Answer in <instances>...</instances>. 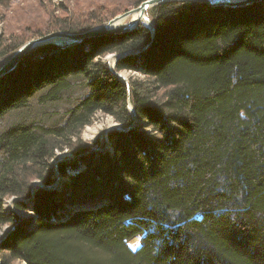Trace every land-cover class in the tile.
Returning a JSON list of instances; mask_svg holds the SVG:
<instances>
[{"label":"trees","instance_id":"trees-1","mask_svg":"<svg viewBox=\"0 0 264 264\" xmlns=\"http://www.w3.org/2000/svg\"><path fill=\"white\" fill-rule=\"evenodd\" d=\"M148 13L154 32L40 44L0 76V264H264V0ZM24 42L0 32V62ZM101 111L119 125L109 143L82 138ZM57 150L74 155L58 162L68 179L33 196L34 179L56 182Z\"/></svg>","mask_w":264,"mask_h":264},{"label":"rangeland","instance_id":"rangeland-1","mask_svg":"<svg viewBox=\"0 0 264 264\" xmlns=\"http://www.w3.org/2000/svg\"><path fill=\"white\" fill-rule=\"evenodd\" d=\"M136 1L137 0H11L6 6H0V32L3 36H6L7 39L16 38V36H18L27 42V40L38 38L41 35L58 30H51V28L48 29L51 23V18L54 15L61 19L66 17L69 21H75L76 23L88 20V23L90 24L100 25L109 22L111 19H114L122 13L137 8L140 3H137ZM148 10L149 8L146 10V16L149 17L150 14L148 13ZM130 16L124 18L122 23L129 21ZM63 40L58 39L57 41L60 43L63 42ZM10 55L6 56L5 59ZM116 57H118V55L110 52L103 56L102 60L107 62L111 67L115 62ZM5 59L0 62V65L5 62ZM113 59L114 62L111 64ZM119 73L122 77L126 78L127 81H132L136 78H145L142 73L136 70L122 69ZM96 114L97 115L92 123L82 130L81 136L88 141L104 136L107 141V130L113 126H118V122L115 120L114 116L102 111ZM73 156V153L70 151L57 150L56 158H54L51 163H53L54 169L57 170L59 165L58 162L69 161ZM67 179V175L60 174L58 176L57 174V186L60 188ZM32 183L35 188L42 182L38 179H34ZM13 198L14 197L11 196V198L6 199V209L14 208ZM16 211L19 215L27 219L30 216H34L33 212L30 210L16 209ZM11 229V226L5 225L0 231V240L5 236L7 231ZM137 241H139V243H137ZM129 242L130 245L134 247L140 246L142 241L141 237L138 236L130 239ZM12 264H26V262L16 259L13 260Z\"/></svg>","mask_w":264,"mask_h":264},{"label":"water","instance_id":"water-1","mask_svg":"<svg viewBox=\"0 0 264 264\" xmlns=\"http://www.w3.org/2000/svg\"><path fill=\"white\" fill-rule=\"evenodd\" d=\"M166 1H190V0H144L137 8L132 9L131 11H127L125 13H122L119 16L115 17L114 19H111L107 23L97 25V27L86 29V31L70 32L67 30H62V31L56 30V31H51L50 33H46L44 35H41L38 38H33L30 40H27V42H25L24 44L19 46V48H17L16 51H14L13 54H11L8 58H6L5 62L0 65V76L5 75V73H7L10 70H12L13 68H15L17 66V64L19 63V61L21 60V58L24 55H26L28 53V51H30L31 49H33L35 47H38L40 44L51 43V42L58 43V41H57L58 39H62V40L66 39L69 41L84 40L88 37H97L98 35H103V34L116 33V32L120 33L121 31H131L132 29L137 28L141 24L139 20H136V21L132 20V21H129L126 23H122L121 25H115L114 26L117 19L128 17V16L132 15L133 12H136V11H140V13L142 15H144V14H146V10L148 8L155 6V4L164 3ZM194 1H199V2L203 1V2L210 4V5L237 6V5H249V4H252L254 2H259L260 0H194ZM149 19L152 21L151 18H149ZM142 24L147 25L145 22ZM149 28L151 30H153V32L155 31L154 30V22H153V26L149 27ZM125 55L126 54L122 53V54H119L118 57H116V60L113 64V66H111V69L113 71L117 72L115 70L114 66H115L116 62L119 59H121L122 56H125ZM117 73H118V75L122 76L119 72H117ZM131 111L135 117L134 108L132 105H131ZM118 126H113V127H118ZM108 131H109V129L106 132L107 143H109V137L107 135ZM55 171H56V174H58V176H59L60 174H59L58 168ZM57 184H58V181L51 184V185H47V184L44 185L42 183L39 184L38 186H36L34 188L33 196H34V194L38 188H47V189L54 190V189L59 188V186H57ZM33 200H34L33 197L30 199H27V201H29V202H33ZM98 205H100V202H96L93 204H91V203L81 204L80 206L79 205L74 206V208H77V209L78 208H84V207L90 208V207L98 206ZM24 219H27V218H24L21 215H19V219H18L19 222L23 221ZM34 226H35V222L33 220V223L30 225H27V228L33 229V228H35ZM11 231H12V229L7 231V233L5 234V236L2 239H4L7 236V234H9V232H11Z\"/></svg>","mask_w":264,"mask_h":264},{"label":"bare ground","instance_id":"bare-ground-1","mask_svg":"<svg viewBox=\"0 0 264 264\" xmlns=\"http://www.w3.org/2000/svg\"><path fill=\"white\" fill-rule=\"evenodd\" d=\"M125 18H127V17H125ZM123 19H124V18L117 19V21L115 22L114 26H115V25H121ZM132 20H134V21L139 20L140 23H144V22H146L150 27L153 26L152 21L146 16V14L142 15V14L140 13V11H136V12H133V13H132V15H131L130 18H129V21H132ZM129 21H127V22H129ZM123 23H126V21L123 22ZM113 62H114V59L111 61V64H112ZM113 64H114V63H113ZM111 66H113V65H111ZM60 212H61V211H60Z\"/></svg>","mask_w":264,"mask_h":264},{"label":"snow or ice","instance_id":"snow-or-ice-1","mask_svg":"<svg viewBox=\"0 0 264 264\" xmlns=\"http://www.w3.org/2000/svg\"><path fill=\"white\" fill-rule=\"evenodd\" d=\"M137 243H139V241H137Z\"/></svg>","mask_w":264,"mask_h":264}]
</instances>
